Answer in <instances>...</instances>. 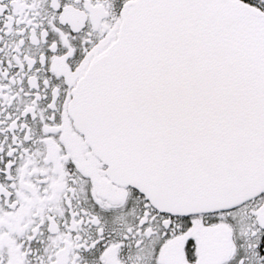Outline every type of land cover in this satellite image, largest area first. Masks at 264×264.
<instances>
[{"label": "snow or ice", "instance_id": "1", "mask_svg": "<svg viewBox=\"0 0 264 264\" xmlns=\"http://www.w3.org/2000/svg\"><path fill=\"white\" fill-rule=\"evenodd\" d=\"M0 264H264V0H0Z\"/></svg>", "mask_w": 264, "mask_h": 264}]
</instances>
